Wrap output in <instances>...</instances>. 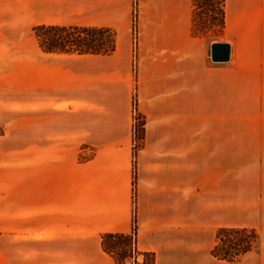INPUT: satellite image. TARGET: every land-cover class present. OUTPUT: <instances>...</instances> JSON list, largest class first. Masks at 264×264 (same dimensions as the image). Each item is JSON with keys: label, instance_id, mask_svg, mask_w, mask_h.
<instances>
[{"label": "crops", "instance_id": "0c3cea01", "mask_svg": "<svg viewBox=\"0 0 264 264\" xmlns=\"http://www.w3.org/2000/svg\"><path fill=\"white\" fill-rule=\"evenodd\" d=\"M195 9L0 0V138L19 121L21 136V177L0 187L5 264H116L103 237L133 233L155 264H264V0H223L218 37L195 32ZM38 26L109 29L115 48L46 52ZM221 228L255 229L256 250L215 257Z\"/></svg>", "mask_w": 264, "mask_h": 264}, {"label": "trees", "instance_id": "16d2710c", "mask_svg": "<svg viewBox=\"0 0 264 264\" xmlns=\"http://www.w3.org/2000/svg\"><path fill=\"white\" fill-rule=\"evenodd\" d=\"M223 25L224 11L222 27ZM68 28L82 30L91 35L85 38L53 39L48 45L43 42L41 37L42 30ZM35 34L41 48L51 53L101 54L111 52L115 48V35L111 30L105 28L38 26L35 27ZM258 241L259 234L255 229L221 228L217 233V243L213 249V254L222 260L235 261L244 254L256 250ZM103 244L105 249L114 256L116 264H155V255L153 253L143 252L138 249L135 233L130 235L107 234L103 237ZM140 257H143L144 260L140 261Z\"/></svg>", "mask_w": 264, "mask_h": 264}, {"label": "rangeland", "instance_id": "374dc122", "mask_svg": "<svg viewBox=\"0 0 264 264\" xmlns=\"http://www.w3.org/2000/svg\"><path fill=\"white\" fill-rule=\"evenodd\" d=\"M195 27L194 30L197 34L210 35L212 37H218L222 32L223 22V0H195ZM91 35V34H90ZM89 33L76 30V29H44L41 31V37L46 45L50 44L53 39H64L68 37L73 38H85L90 36ZM100 36V35H99ZM102 36V35H101ZM71 47V46H69ZM259 115L261 113L260 105H255L254 114ZM140 117V115H139ZM264 121H259L255 118L253 126L261 127ZM143 119L140 117V121L137 126V143L135 144V151L138 149L142 138ZM16 130L18 133H8L7 137L0 138V187H5L13 179L20 178L18 174L21 170V136H20V121ZM3 131L0 129V134ZM8 149V151H7ZM7 169V170H6ZM6 171L10 173H6ZM13 172V173H12ZM8 178V179H7ZM12 186V182L10 183ZM14 187L19 189V185L13 184ZM20 190V189H19ZM1 202V201H0ZM3 202V201H2ZM4 206V203H0ZM0 264H5V249L6 238L4 232V225L0 224ZM237 236V235H236ZM235 236V238H236ZM222 246V245H221Z\"/></svg>", "mask_w": 264, "mask_h": 264}, {"label": "water", "instance_id": "95a60500", "mask_svg": "<svg viewBox=\"0 0 264 264\" xmlns=\"http://www.w3.org/2000/svg\"><path fill=\"white\" fill-rule=\"evenodd\" d=\"M212 59L217 62L229 61L231 56V45L226 42H215L212 44Z\"/></svg>", "mask_w": 264, "mask_h": 264}, {"label": "built area", "instance_id": "2783aa9c", "mask_svg": "<svg viewBox=\"0 0 264 264\" xmlns=\"http://www.w3.org/2000/svg\"><path fill=\"white\" fill-rule=\"evenodd\" d=\"M140 121V117H139V114L136 112V110H135V144L137 143V126H138V122ZM140 259V261H143L144 260V258L143 257H140L139 258Z\"/></svg>", "mask_w": 264, "mask_h": 264}]
</instances>
